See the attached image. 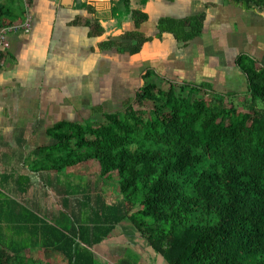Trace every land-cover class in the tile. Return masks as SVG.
I'll return each mask as SVG.
<instances>
[{
    "label": "crops",
    "instance_id": "crops-1",
    "mask_svg": "<svg viewBox=\"0 0 264 264\" xmlns=\"http://www.w3.org/2000/svg\"><path fill=\"white\" fill-rule=\"evenodd\" d=\"M71 1L20 0L18 8L15 3L10 8L11 0H0V9L12 10L4 14L6 24L23 21L25 8L31 18L28 34L8 37L0 68V188L35 217L74 229L81 219V194L95 199L92 207L98 199L102 206L116 204L120 196L116 175L101 177L95 162L61 173L79 191L73 201L57 194L63 191L59 175L31 172L47 157L41 151L57 145L56 128L123 116L148 83L164 92L183 88L185 95L198 89V99L212 97L233 107L246 103L239 61L264 72V0H149L140 23L127 8H109L111 2L74 0L71 6ZM190 20L201 28L186 42L160 29L164 21ZM22 177L30 180L25 193L17 184ZM87 211L92 214L90 207ZM92 252L94 264L163 262L126 219ZM22 258L67 264L54 251L28 249Z\"/></svg>",
    "mask_w": 264,
    "mask_h": 264
},
{
    "label": "trees",
    "instance_id": "trees-1",
    "mask_svg": "<svg viewBox=\"0 0 264 264\" xmlns=\"http://www.w3.org/2000/svg\"><path fill=\"white\" fill-rule=\"evenodd\" d=\"M148 1L110 0L137 23L145 20ZM6 11L12 10L0 9V29ZM200 28L195 20L160 23L182 42ZM239 64L249 94L243 111L220 99H198V89L182 97L173 87L164 92L148 83L123 116L59 125L57 145L41 151L47 157L31 172L59 175L63 191L57 194L73 201L79 191L61 173L95 162L101 177L116 175L120 201L102 206L98 199L92 207L95 199L81 194V219L71 229L35 217L0 188V264H34L22 258L28 249L60 253L67 264H94L92 248L125 219L164 264H264V72ZM17 184L25 193L30 180Z\"/></svg>",
    "mask_w": 264,
    "mask_h": 264
},
{
    "label": "built area",
    "instance_id": "built-area-1",
    "mask_svg": "<svg viewBox=\"0 0 264 264\" xmlns=\"http://www.w3.org/2000/svg\"><path fill=\"white\" fill-rule=\"evenodd\" d=\"M31 27V18L25 8L23 21L10 23L0 29V68L4 66L5 54L9 49L8 37L18 33L28 34Z\"/></svg>",
    "mask_w": 264,
    "mask_h": 264
},
{
    "label": "rangeland",
    "instance_id": "rangeland-1",
    "mask_svg": "<svg viewBox=\"0 0 264 264\" xmlns=\"http://www.w3.org/2000/svg\"><path fill=\"white\" fill-rule=\"evenodd\" d=\"M14 3H15V6H16V8H18L19 7V5H20V0H14ZM1 10H3V11H5L6 9H1ZM177 92V95H180V96H182V97H186V95H185V92L184 91H182V92H180V91H176ZM203 99H205V100H207L208 101V97H206V98H203ZM225 104V103H224ZM227 107L229 106V104H225ZM152 104L151 103H146L145 104V106H144V109H145V111H150L151 109H152ZM238 110H240V111H243L244 110V106L243 105H240L239 107H238ZM161 262H162V260H161ZM34 264H39V262H33ZM11 264H14V262L13 261H11ZM58 264H66V262L64 263L63 261H61V262H59ZM162 264H164L163 262H162Z\"/></svg>",
    "mask_w": 264,
    "mask_h": 264
},
{
    "label": "water",
    "instance_id": "water-1",
    "mask_svg": "<svg viewBox=\"0 0 264 264\" xmlns=\"http://www.w3.org/2000/svg\"><path fill=\"white\" fill-rule=\"evenodd\" d=\"M90 1H91V0H87V4H90ZM102 1H106L107 3L110 2V0H102ZM73 4H74V0L71 1V6H73ZM108 5H109V8H110L111 5H110V4H108Z\"/></svg>",
    "mask_w": 264,
    "mask_h": 264
}]
</instances>
